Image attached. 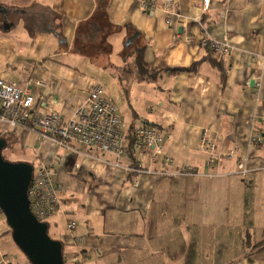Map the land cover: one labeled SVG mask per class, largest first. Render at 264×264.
Wrapping results in <instances>:
<instances>
[{"label":"crops","instance_id":"1","mask_svg":"<svg viewBox=\"0 0 264 264\" xmlns=\"http://www.w3.org/2000/svg\"><path fill=\"white\" fill-rule=\"evenodd\" d=\"M138 1L0 0L6 11L0 14V79L42 82L31 94L72 118L99 84L90 73L95 55L75 50L76 35L88 21H101L106 51L135 59L124 71L139 91L124 92L127 105L125 97H111L122 112L130 110V119L121 118L164 130L165 156L175 163L169 171L189 168L197 176H143L134 187L128 159L117 168L115 157L79 145L61 148L23 129L0 133L35 148L39 168L50 169L63 186V212L47 223L67 264L77 256L76 264H264V0H212L208 8L204 0H178L171 17L162 10L144 14ZM206 33L228 44L231 58L213 61ZM124 43L136 50L122 51ZM139 51L158 72L155 80L140 78ZM204 129L219 152L236 148L238 156L208 167L200 148ZM238 159L248 160L246 176L237 172ZM4 258L30 264L0 216Z\"/></svg>","mask_w":264,"mask_h":264},{"label":"built area","instance_id":"2","mask_svg":"<svg viewBox=\"0 0 264 264\" xmlns=\"http://www.w3.org/2000/svg\"><path fill=\"white\" fill-rule=\"evenodd\" d=\"M211 2L204 0V7L208 8ZM177 3L178 0H139L138 6L144 14L162 10L171 17L177 15ZM206 35L204 44L214 57L231 58L232 50L228 44L217 41L208 33ZM256 82L260 88L262 79L259 77ZM32 85L39 87L43 83L29 80L27 85L22 86L0 79V131L23 129L38 136L40 142L51 140L65 149H72L74 145L83 146L90 151L115 157L118 159L114 165L117 168L121 166V159H128L130 163L126 164V171L133 177L134 187H139L143 176L173 179L197 176L189 168L178 172L169 171L175 163L164 152L168 134L148 125H139L130 132L129 124L121 118L118 107L107 95L104 85L93 84L87 103L80 106L70 119L62 118L45 102L36 100L31 94ZM251 136L255 144L262 141L258 132ZM209 137L210 130H202L200 148L208 155V167H220L225 161L238 156L236 148L219 152L215 140ZM237 172L243 176L249 173L248 160L238 159ZM63 194V186L56 182L50 169L42 167L34 172L29 200L32 213L40 222L63 212ZM75 227L74 222L69 223L70 231L75 230ZM78 261V256L72 259L74 264ZM10 263L9 258L0 260V264Z\"/></svg>","mask_w":264,"mask_h":264},{"label":"water","instance_id":"3","mask_svg":"<svg viewBox=\"0 0 264 264\" xmlns=\"http://www.w3.org/2000/svg\"><path fill=\"white\" fill-rule=\"evenodd\" d=\"M0 14L6 15L0 6ZM7 142L0 139V210L12 231V240L30 264H66L63 243L49 235V225L32 213L29 191L34 179L30 164L6 162Z\"/></svg>","mask_w":264,"mask_h":264},{"label":"rangeland","instance_id":"4","mask_svg":"<svg viewBox=\"0 0 264 264\" xmlns=\"http://www.w3.org/2000/svg\"><path fill=\"white\" fill-rule=\"evenodd\" d=\"M120 48L129 52H133L136 50V45H129L127 47V44L124 43V45H121ZM122 56L120 54H117V52H107V51H102L99 55H95V58L90 57L92 63V67L90 68V73H92L99 84L104 85L106 88V93L109 95L111 98L112 95L114 96H123L125 97V102L127 105L126 101V95L124 92L129 91V92H135L137 93L139 91V88L134 86L135 84L132 80L133 78L130 77L129 71L126 73L124 71L125 68L128 70L130 68H133L135 59L130 55L128 56L126 54L125 58H121ZM121 61H119V60ZM120 62H124L122 66H120ZM113 101V98H111ZM139 102V99L137 100V103ZM113 103L117 107V103L113 101ZM120 115L126 118L130 119L128 117V113H130L128 110L121 111L118 107ZM9 148L4 149L3 151V157L6 162L13 163V164H18V163H25V164H30L33 166L35 171H38L40 168L39 161H38V156L37 152L32 150V148H22L21 143L18 141L19 138H15L14 135L10 134L9 136ZM83 147V146H82ZM3 219L6 221L5 217L3 216ZM47 223V221L45 222ZM48 224V223H47ZM50 237L53 239V234L51 231H49ZM55 240V239H53ZM21 252V251H20ZM22 253V252H21ZM23 254V253H22ZM24 256V255H23ZM27 259V258H26ZM67 264V263H66Z\"/></svg>","mask_w":264,"mask_h":264},{"label":"trees","instance_id":"5","mask_svg":"<svg viewBox=\"0 0 264 264\" xmlns=\"http://www.w3.org/2000/svg\"><path fill=\"white\" fill-rule=\"evenodd\" d=\"M1 28V24H0ZM104 25H102L101 21H97L95 19L88 21V23L85 25L84 31H78L76 35V42H75V50L82 51L83 53L89 52L90 55H96L94 53H97V50L99 54L103 51L108 50V48L103 47V40H104ZM206 47V46H205ZM208 48V46L206 47ZM102 49V50H101ZM209 49V48H208ZM211 56H213L211 50L209 49ZM214 57V56H213ZM221 60V58H219ZM218 58H214L213 61L218 62ZM136 67L139 71V76L144 81H153L156 79V76L158 75V72H152L149 70L148 66L145 64V61L141 55V51L136 53ZM196 69V66L192 67L191 69L187 68H174V69H167L174 73H183L184 71H194ZM135 127V125H131L129 130L130 132ZM0 139H4L7 142V148H9L10 144L9 142V136L8 133H0ZM0 216H4L0 210ZM10 234L12 236V231L9 228Z\"/></svg>","mask_w":264,"mask_h":264}]
</instances>
